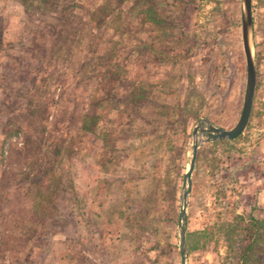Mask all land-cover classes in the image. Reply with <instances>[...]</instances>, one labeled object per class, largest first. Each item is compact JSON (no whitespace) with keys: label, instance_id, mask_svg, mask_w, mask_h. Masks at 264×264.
<instances>
[{"label":"rangeland","instance_id":"obj_1","mask_svg":"<svg viewBox=\"0 0 264 264\" xmlns=\"http://www.w3.org/2000/svg\"><path fill=\"white\" fill-rule=\"evenodd\" d=\"M242 7L0 0V264H181L184 202L185 264L224 262L241 213L264 217V0L242 132L199 129L240 116Z\"/></svg>","mask_w":264,"mask_h":264},{"label":"water","instance_id":"obj_2","mask_svg":"<svg viewBox=\"0 0 264 264\" xmlns=\"http://www.w3.org/2000/svg\"><path fill=\"white\" fill-rule=\"evenodd\" d=\"M243 7L241 11V33H242V44H243V51L245 55V90H244V96H243V103L241 108L240 116L237 118L234 125L229 129H223L221 127H217L212 125L209 121L206 119H202L205 122V125L203 127H200L199 129L202 130L205 134V139H211V140H232L236 138L243 130V127L245 126L248 116H250L251 113V107H252V101H253V95L255 92V61L254 56L252 52V35H251V0H242ZM196 149L197 144H193V152H192V158L190 161L189 168L184 174V180L187 183V186L189 184V178L191 174L192 168H194V161L196 156ZM187 190L183 191V198H186ZM185 202L181 207L180 210V218L181 221L178 223V229H179V251H180V261L181 264H185L186 254H185V245H184V227H183V221L185 220Z\"/></svg>","mask_w":264,"mask_h":264},{"label":"trees","instance_id":"obj_3","mask_svg":"<svg viewBox=\"0 0 264 264\" xmlns=\"http://www.w3.org/2000/svg\"><path fill=\"white\" fill-rule=\"evenodd\" d=\"M242 222L231 226V232L241 235L238 246L228 239L224 262L221 264H262L264 257V217L251 211L241 213ZM229 232V233H231Z\"/></svg>","mask_w":264,"mask_h":264}]
</instances>
